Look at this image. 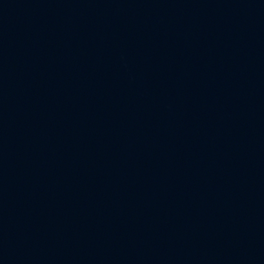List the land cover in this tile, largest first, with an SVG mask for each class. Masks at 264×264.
<instances>
[{"label": "water", "instance_id": "95a60500", "mask_svg": "<svg viewBox=\"0 0 264 264\" xmlns=\"http://www.w3.org/2000/svg\"><path fill=\"white\" fill-rule=\"evenodd\" d=\"M0 264H264V0H0Z\"/></svg>", "mask_w": 264, "mask_h": 264}]
</instances>
